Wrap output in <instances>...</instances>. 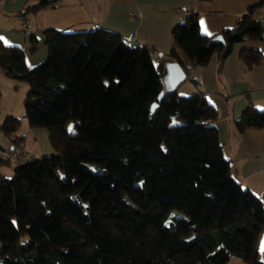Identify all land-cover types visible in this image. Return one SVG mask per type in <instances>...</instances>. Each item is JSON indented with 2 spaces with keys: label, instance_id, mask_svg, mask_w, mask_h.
Here are the masks:
<instances>
[{
  "label": "trees",
  "instance_id": "16d2710c",
  "mask_svg": "<svg viewBox=\"0 0 264 264\" xmlns=\"http://www.w3.org/2000/svg\"><path fill=\"white\" fill-rule=\"evenodd\" d=\"M56 1L39 0L18 16ZM263 7L258 0L221 30L225 43H213L217 34H204L199 12L185 8L170 53L158 59L153 47L115 31L49 27L47 56L28 68L24 50L0 40V70L29 84L25 116L48 129L55 150L23 164L0 158L14 165L12 177L0 175V264H264V204L232 176L217 107L203 91H177L153 110L166 59L189 76L218 54L221 71L235 44L264 40ZM30 42L35 52L37 38ZM240 57L249 67L262 60L251 49ZM236 126L264 128V110L249 106ZM20 127L8 116L0 133L23 149Z\"/></svg>",
  "mask_w": 264,
  "mask_h": 264
},
{
  "label": "crops",
  "instance_id": "0c3cea01",
  "mask_svg": "<svg viewBox=\"0 0 264 264\" xmlns=\"http://www.w3.org/2000/svg\"><path fill=\"white\" fill-rule=\"evenodd\" d=\"M38 1L0 0V9L10 15L8 26H0V40L7 46L21 47L26 54L28 68L38 65L47 56L48 51L42 33L45 28L52 27L64 31L103 28L115 31L128 40L136 36L141 43L153 47L155 55L160 52V56L166 57L172 49L171 30L176 24L184 21L185 8L199 12L201 30L204 34L215 35L223 29L234 28L251 5L258 2V0H57L52 7L28 14L24 12L23 18L18 16L24 8ZM258 16L264 20V7ZM14 17L20 18L19 21L26 27L25 30L17 29L18 26L12 24ZM32 36L38 41L35 52L31 51ZM246 49L260 52L262 60L259 64L249 67L241 59V52ZM219 63L218 54H214L208 64L193 69L188 80L179 89L182 90L183 96L203 91L208 100L217 107L220 113L217 122L220 142L225 158L231 161L232 176L244 188L256 194L264 204V128H248L241 132L236 126V120L249 106L264 110V40L250 39L235 44L221 71ZM0 78L7 85L16 83V80L6 77L1 70ZM188 84L189 89L183 91ZM17 135L24 134L20 135L17 132ZM0 146L2 151L6 152L7 147L13 145L9 138L4 137L0 139ZM23 149L28 152L26 138ZM30 155L34 156L32 153ZM5 168L6 165L0 164V175L4 176ZM257 248L259 259L264 263L262 250L264 231L258 237ZM227 264L246 263L231 258Z\"/></svg>",
  "mask_w": 264,
  "mask_h": 264
},
{
  "label": "rangeland",
  "instance_id": "374dc122",
  "mask_svg": "<svg viewBox=\"0 0 264 264\" xmlns=\"http://www.w3.org/2000/svg\"><path fill=\"white\" fill-rule=\"evenodd\" d=\"M9 16V13L6 14L4 11H2V9H0V26H8L7 21L10 18ZM13 19L14 20L12 24L14 26H18L17 29H26V27L21 24V21H19V17H14ZM159 53L160 52H158V54ZM155 58H157V55H154V59ZM189 87L190 86L188 84L183 91H186L187 89H189ZM29 88L30 86L28 83L16 81L15 84L7 85L4 84L2 79L0 78V124L5 121L7 116H16L17 118L21 119V127L18 131V134H24L26 136V149L28 150V152L37 157H40L42 155L54 154L55 150L49 138L48 129L32 128L28 122V118L25 116V107L23 102L29 92ZM178 92L179 94L181 93V96H183L182 90L180 91L179 89ZM75 127L76 126L74 122L68 125V128H71V132L75 130ZM4 137L5 136L0 133V139L2 140ZM5 172L6 173H3L5 177H12L14 174V165H6ZM183 217L184 214L180 216V219H183Z\"/></svg>",
  "mask_w": 264,
  "mask_h": 264
},
{
  "label": "water",
  "instance_id": "95a60500",
  "mask_svg": "<svg viewBox=\"0 0 264 264\" xmlns=\"http://www.w3.org/2000/svg\"><path fill=\"white\" fill-rule=\"evenodd\" d=\"M213 43H225L222 34H217L212 38ZM188 74L177 60H165V67L162 73V80L165 84V91H163L156 103L153 105V110L157 107L158 103L164 99L165 92H177L180 86L188 80Z\"/></svg>",
  "mask_w": 264,
  "mask_h": 264
},
{
  "label": "built area",
  "instance_id": "2783aa9c",
  "mask_svg": "<svg viewBox=\"0 0 264 264\" xmlns=\"http://www.w3.org/2000/svg\"><path fill=\"white\" fill-rule=\"evenodd\" d=\"M131 41L133 44L142 46L136 36H133ZM4 152L2 151V146H0V158L8 159L14 164H23L30 160V154L16 146H9L7 147V151L5 153Z\"/></svg>",
  "mask_w": 264,
  "mask_h": 264
},
{
  "label": "snow or ice",
  "instance_id": "6c2138e0",
  "mask_svg": "<svg viewBox=\"0 0 264 264\" xmlns=\"http://www.w3.org/2000/svg\"><path fill=\"white\" fill-rule=\"evenodd\" d=\"M69 130L71 131V128ZM262 250H264V248H262Z\"/></svg>",
  "mask_w": 264,
  "mask_h": 264
}]
</instances>
